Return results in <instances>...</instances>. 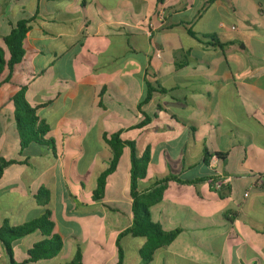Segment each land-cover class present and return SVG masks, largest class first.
I'll list each match as a JSON object with an SVG mask.
<instances>
[{
	"label": "crops",
	"instance_id": "1",
	"mask_svg": "<svg viewBox=\"0 0 264 264\" xmlns=\"http://www.w3.org/2000/svg\"><path fill=\"white\" fill-rule=\"evenodd\" d=\"M3 4L6 61L3 38L19 21H35L24 61L9 80L7 68L0 76V159L10 162L0 178V228L49 210L63 251L29 261L28 252L47 239L38 231L11 242L12 257L0 241V264H119L121 255L122 264H264V0ZM243 32L257 34L256 54L226 37ZM214 35L223 48L209 45ZM149 86L165 93L154 92L140 108ZM22 88L52 149L21 147L12 100ZM113 136L134 143L139 158L150 151L141 192L167 177L183 182H169L149 209L163 231L180 233L147 262L140 255L147 240L122 235L134 220L128 145L96 196L114 158ZM205 151L225 161L206 162ZM200 179L210 181L191 184ZM41 191L49 192L47 205L37 199Z\"/></svg>",
	"mask_w": 264,
	"mask_h": 264
},
{
	"label": "trees",
	"instance_id": "2",
	"mask_svg": "<svg viewBox=\"0 0 264 264\" xmlns=\"http://www.w3.org/2000/svg\"><path fill=\"white\" fill-rule=\"evenodd\" d=\"M34 19L21 20L13 28L11 34L3 38L4 44L9 52V59L5 60V55L0 50V76L2 72L7 68L9 80L16 67L24 61L25 57V40L27 34L31 28V24ZM190 35L201 42H205L206 38L200 37L192 32ZM217 36L211 37L209 45L212 47L223 48V45L217 42ZM165 93V90L157 87H148L144 99L140 103V108L148 104L153 96L154 92ZM13 104L15 107V120L17 124V131L23 149L27 148L30 144L36 143L43 147L50 149L54 144V140L49 137L50 131L44 126H39V119L37 117L38 108L31 107L25 99V88H22L13 98ZM148 121V119H147ZM144 123L140 124V128L144 127ZM111 146L114 149V158L110 163V168L104 172L99 178V187L96 192V196L99 198L103 196L104 189L108 178L114 173L117 168L118 161L122 154L123 145H128L131 149V198L134 201V220L132 226L124 232L123 236H132L133 238H144L147 240L146 246L141 250L140 255L144 261H150L156 250L167 247L174 239L179 235L180 231L165 232L156 223H153L150 218L149 209L159 203L163 199L165 189L169 182L178 181L183 183L174 177H167L164 179L156 180L150 188L141 192L138 184L140 180L145 179L147 175L148 165L150 162V151H147L142 157L137 156L136 146L132 142L123 143L118 136H113L110 141ZM226 155L215 154L213 157L205 151L204 159L206 162L212 158L225 161ZM10 162H6L0 159V178L3 170L8 166ZM204 181H210V179H200L191 184L201 183ZM222 188V187H221ZM37 199L44 205L48 204L49 192L41 191L37 194ZM41 232L47 239L37 245H35L29 252V261L36 262L45 259H52L61 255L63 251V242L59 236L54 234V224L51 221V212L46 210L45 214L33 222L24 224L20 227L10 228L5 224L0 228V241L4 244L8 254L12 257V250L10 249L11 242L19 240L32 235L35 232ZM123 263V257L121 255L119 264ZM14 264V261H12Z\"/></svg>",
	"mask_w": 264,
	"mask_h": 264
},
{
	"label": "rangeland",
	"instance_id": "3",
	"mask_svg": "<svg viewBox=\"0 0 264 264\" xmlns=\"http://www.w3.org/2000/svg\"><path fill=\"white\" fill-rule=\"evenodd\" d=\"M4 0H0V8L4 5L3 4ZM3 4V5H2ZM3 9V7H2ZM1 11V9H0ZM214 26H216V23L214 22ZM255 36H257V34L255 33H228L226 34V37H228L229 39H232L234 41H237L238 43H240L238 50L251 56L252 54H256L257 53V41L255 40ZM173 43H177L175 40L172 41ZM72 140V138H71ZM71 156H72V152H71V147L70 145L68 146L67 150H66V155H65V164H66V169L70 170L71 168Z\"/></svg>",
	"mask_w": 264,
	"mask_h": 264
},
{
	"label": "built area",
	"instance_id": "4",
	"mask_svg": "<svg viewBox=\"0 0 264 264\" xmlns=\"http://www.w3.org/2000/svg\"><path fill=\"white\" fill-rule=\"evenodd\" d=\"M155 29H156V28H155V25H154L153 23H151V24L149 25V30H150V32H153ZM233 30H235V28H233ZM215 160H216V159H214L213 162H215ZM222 185H223V183H219V184H217L216 186H217L218 189H221ZM0 256H1V253H0Z\"/></svg>",
	"mask_w": 264,
	"mask_h": 264
}]
</instances>
